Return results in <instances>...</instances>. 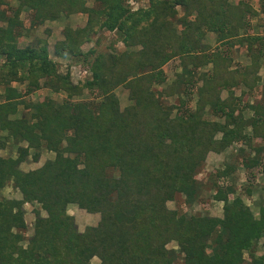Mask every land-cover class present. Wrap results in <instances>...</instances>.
Listing matches in <instances>:
<instances>
[{
	"label": "trees",
	"instance_id": "1",
	"mask_svg": "<svg viewBox=\"0 0 264 264\" xmlns=\"http://www.w3.org/2000/svg\"><path fill=\"white\" fill-rule=\"evenodd\" d=\"M125 1L0 0V149L8 141L17 147L16 157L0 155V189L11 184L22 196L0 198V264H91L94 257L98 264H264V203L252 209L232 176L238 164L264 166V103L244 100L264 63V34L247 32L246 14L255 11L247 0H148L135 10ZM23 11L28 21L20 19ZM71 14L86 21L65 26L53 54L87 70L77 81L70 63L59 70L46 37L19 45L33 27ZM104 29L126 49L83 52ZM208 32L214 47L203 42ZM235 47L245 48L247 64L233 67ZM174 58L181 70L163 85L162 67ZM206 65L211 71L201 70ZM41 86L65 98L23 100ZM121 86L128 90L123 108L115 92ZM169 96L178 104H164ZM19 104L29 117L15 116ZM233 144L249 151L240 146V159L215 169L211 198L222 202L221 217L167 206L177 194L187 206L198 202L208 153ZM43 149L53 157L19 168ZM34 201L39 208L27 236L21 204ZM69 205L99 214L97 224L79 230ZM172 241L178 251L167 247Z\"/></svg>",
	"mask_w": 264,
	"mask_h": 264
},
{
	"label": "rangeland",
	"instance_id": "2",
	"mask_svg": "<svg viewBox=\"0 0 264 264\" xmlns=\"http://www.w3.org/2000/svg\"><path fill=\"white\" fill-rule=\"evenodd\" d=\"M133 3H132V2ZM126 0L125 3L132 9H138L139 7H145L148 4V0ZM235 1V0H231ZM249 1V0H248ZM89 4L92 3V0H88ZM14 3V2H13ZM178 11V16L182 15V10L180 6L176 7ZM29 15L26 11H23L20 15V19L23 21H28ZM86 16L81 15V14H71L68 17L61 16V18L56 19V20H47L35 27H33L29 31V36L23 35L21 37V40L19 42L20 46H24L27 43L31 42L33 39L38 38V37H46L48 41V48L50 55L53 57V59L58 61L59 65V70H65L67 66L69 65H74V69H77L78 66L82 67L79 63L71 64L73 63L70 61L71 59H60V58H55L53 54V47L54 44L61 40L63 38L62 35V30L65 26H71V27H77V26H83L85 23ZM250 26L248 28V33H254V34H259L264 33V21H249ZM175 26L178 27L176 22H174ZM26 25H28V22H26ZM240 34H243L242 30H240ZM204 43L210 44L212 47L217 45V42L215 41V34L212 32L206 33L204 39ZM96 48L98 51L106 52V51H123L125 50V46L123 43L119 40L117 34L115 31H108V30H101L97 34H95L91 40L88 42H85L82 46L81 49L83 52H87L91 48ZM140 48V46H136L131 48L132 50H136ZM130 50V48H128ZM234 51V52H233ZM233 54L235 56L234 62H233V67L236 66H243L246 63L249 62V55L246 53V50L242 47H235L233 49ZM71 66V68H72ZM84 68V67H82ZM72 70V69H71ZM163 73L166 77L165 83L163 85H168L170 83H173L177 77V73L181 70L179 67V59L174 58L170 61H168L163 67H162ZM202 71H211L210 66L206 65L205 67L203 66L201 68ZM260 75V82L255 89L256 92H253L248 95V97H244V100L250 99L253 102H263L264 103V63L261 64L260 67V72H258ZM84 75L81 74L80 78ZM74 78L75 80H81ZM194 81L198 83V85H202L203 81L196 78H194ZM14 86L18 87L19 89H24V86H21L18 83H13ZM160 85V86H163ZM157 86H154V89H157ZM160 89V87L158 88ZM45 94H44V93ZM116 94L118 95L120 99V105L121 108H123L125 105H127L128 98H127V93L128 90L124 87H119L116 89ZM239 90H237V93ZM222 97L226 96V91H223L221 93ZM52 97L53 99H56L60 101L61 99L65 98V95L63 93H54L49 88L45 86H41L38 88L34 93L30 94L26 98H23V100L26 101H38L41 100L43 97ZM86 96V94H85ZM74 99L79 100L82 99V97H74ZM162 101L166 105H175L178 104L177 96H169V97H163ZM247 102V101H246ZM191 107H194L195 101L190 102ZM178 111L177 108L173 109V115ZM179 112V111H178ZM32 111L30 109L24 108L22 104L18 105V112L16 113L15 116L17 117H29ZM247 116L252 115L251 110H247L244 113ZM212 117V116H210ZM213 118V117H212ZM4 135L5 132H0V135ZM220 136V135H218ZM257 143L260 144V140H254L253 144ZM19 145L25 146L26 143L22 142ZM243 147L246 152L249 151L248 147L244 144H233L232 146H229L224 152L221 153H214L210 152L207 155L205 164L203 165L202 169L199 171L198 177L200 180L203 182V192H202V197L199 199L198 202L194 203L193 205L187 206L184 203L183 197L180 194H177L174 198L173 201H170L167 203V206L171 209H177L179 210H185L187 214L190 213H207L212 216L216 217H221L222 215V202H217L211 198V193L213 190H211V187H213V182L211 181L212 179H216V176L214 175L215 169L217 167H222L224 161H235L236 159H240L239 156L236 155L237 151L236 149L239 147ZM30 153H33L31 150ZM0 155L2 156H13L16 157L17 155V147L16 145H12L11 141L7 142V145L5 148L0 149ZM53 153L49 152L45 149H43L38 157L37 160H33L31 157H28L25 161L21 162L19 164V168L24 171H30L33 169H36L40 167L45 160L51 159L53 157ZM263 156V157H262ZM263 162H264V154H262ZM264 164V163H263ZM263 165H259L257 167H254L250 170L244 168L241 164L236 165V169L233 173V177L236 180V187H237V192L243 196L245 199V202L250 205L252 209L255 207V203L262 201L264 203V169ZM246 187L251 189V196H248L246 194ZM0 198H9V199H15L18 201H21V193L19 192L18 189H15L11 186V184H8L4 188L0 189ZM22 209L24 210V221L25 224L27 225L26 233L27 236H30L31 233L33 232V223L35 220V210L39 208V204H37L35 201L34 202H23L21 204ZM255 214H257V210L255 209ZM67 213L70 215L74 216L75 222L77 224V227L79 230H83V228L86 225H95L97 224L99 220V214H91L86 212L83 209L78 208L76 205H69L67 206ZM42 215H45L44 211H41ZM168 248H173L176 251H178V247L176 246L175 242H170L167 244ZM263 249L259 248L258 251H256V254H262ZM246 260L249 259V255L246 253L245 254ZM99 259L97 257H94L91 260V264H98Z\"/></svg>",
	"mask_w": 264,
	"mask_h": 264
},
{
	"label": "crops",
	"instance_id": "3",
	"mask_svg": "<svg viewBox=\"0 0 264 264\" xmlns=\"http://www.w3.org/2000/svg\"><path fill=\"white\" fill-rule=\"evenodd\" d=\"M235 1H237V0H235ZM248 1V0H247ZM251 7H252V9L255 11V13L253 14V15H250V14H246V19H247V21H264V0H249L248 2H247ZM259 34H264L263 32L262 33H260L259 32ZM247 64V63H246ZM259 72H260V70H259ZM260 76V75H259ZM21 86H23L22 84H21ZM240 92V91H239ZM237 93V95L238 94H240V93ZM253 92H256V91H252L251 93H253ZM44 93V92H43ZM250 93V94H251ZM45 94V93H44ZM248 97V96H247ZM246 97V98H247ZM247 103H255V102H253V101H251V98L249 99H247ZM246 107L248 108V106H247V104H246ZM247 110H249V109H247ZM246 111V110H245ZM245 113V112H244Z\"/></svg>",
	"mask_w": 264,
	"mask_h": 264
},
{
	"label": "built area",
	"instance_id": "4",
	"mask_svg": "<svg viewBox=\"0 0 264 264\" xmlns=\"http://www.w3.org/2000/svg\"><path fill=\"white\" fill-rule=\"evenodd\" d=\"M131 1V0H130ZM132 2V1H131ZM133 3V2H132ZM73 68H74V66L71 68L72 70H71V73H72V75H73V78H76V76L78 77V79L80 78V76H81V74H83L84 73V75L87 73V70L85 69V68H82V67H80V66H78V68L77 69H74L73 70ZM83 75V76H84ZM83 76H82V78H83ZM82 78H80V79H82ZM77 79V80H78ZM75 80V79H74ZM77 80H75V81H77Z\"/></svg>",
	"mask_w": 264,
	"mask_h": 264
}]
</instances>
